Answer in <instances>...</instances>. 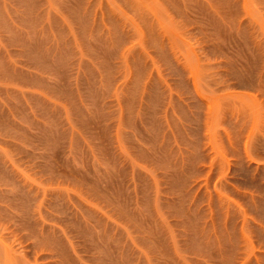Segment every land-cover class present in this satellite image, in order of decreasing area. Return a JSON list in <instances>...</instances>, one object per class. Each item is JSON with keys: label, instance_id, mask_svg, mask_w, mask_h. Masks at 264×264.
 Wrapping results in <instances>:
<instances>
[{"label": "rangeland", "instance_id": "1", "mask_svg": "<svg viewBox=\"0 0 264 264\" xmlns=\"http://www.w3.org/2000/svg\"><path fill=\"white\" fill-rule=\"evenodd\" d=\"M0 264H264V0H0Z\"/></svg>", "mask_w": 264, "mask_h": 264}]
</instances>
